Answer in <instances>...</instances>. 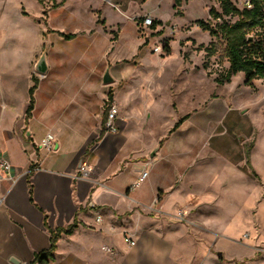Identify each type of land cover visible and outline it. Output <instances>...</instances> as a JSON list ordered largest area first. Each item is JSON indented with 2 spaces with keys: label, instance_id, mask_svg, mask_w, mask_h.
I'll list each match as a JSON object with an SVG mask.
<instances>
[{
  "label": "crops",
  "instance_id": "1",
  "mask_svg": "<svg viewBox=\"0 0 264 264\" xmlns=\"http://www.w3.org/2000/svg\"><path fill=\"white\" fill-rule=\"evenodd\" d=\"M150 1L110 0L114 8L104 0H35L34 15L21 4L10 12L0 4V154L12 177L0 179V264H264L259 242L233 235L226 222L195 219L220 209L227 170L242 176L237 168L249 165L258 174L252 158L261 135L234 130L233 122L217 133L219 123L246 108L188 95L158 76L170 43L168 55L154 54L158 45L149 49L155 69L142 66L151 34L172 30L160 13L163 0ZM145 15L154 30L139 27ZM42 54L46 72L39 75L34 67ZM109 98L119 109L115 134L103 131ZM47 134L51 153L41 148ZM210 154L221 165L212 183L199 185L197 175L212 168ZM201 207L206 212L194 211ZM73 222L72 233L60 234L55 250L35 260L49 249L50 232ZM199 232L206 236L195 239Z\"/></svg>",
  "mask_w": 264,
  "mask_h": 264
},
{
  "label": "rangeland",
  "instance_id": "2",
  "mask_svg": "<svg viewBox=\"0 0 264 264\" xmlns=\"http://www.w3.org/2000/svg\"><path fill=\"white\" fill-rule=\"evenodd\" d=\"M150 2L153 3V0ZM231 2L241 9L248 0H231ZM1 3L5 4L8 12L12 11L16 4H21L29 14L34 15L38 12L35 0H0ZM211 8L217 12L220 11L216 0H179V5L176 7L175 0H163L160 6V13L163 19L170 23L172 30L167 28V30L163 29V32L156 35L151 34L149 44L143 53L148 59L143 61L142 66L155 69L157 60L149 49L153 45L162 47L163 44L169 45L170 43L171 55L166 58L158 76L163 74L165 81L175 86L180 92L187 90L186 94L188 95L191 92H198L204 96L210 94L211 101L214 100V104L220 101L223 104H227L229 101L233 107L243 106L246 108L239 109L238 114L240 113L241 117L235 115L231 117L233 121L228 120L223 122V124L219 123L216 131L218 133L223 125L228 128L229 123L233 122L234 130L249 129L259 132L261 136L252 158L258 174L255 176L249 173V165H241L242 167L237 168V170L242 171V176L229 170L224 175L221 174V176L225 177V187L219 189V195L223 196L220 200V209L216 210L214 217L206 215L205 217H195V219L198 220L199 224L202 221L211 222L215 219L221 227L223 222H226L227 225L231 226L229 232L233 235H241L242 239L250 238L259 242L258 261H264V178H262L264 176V82L260 81L256 86L248 88L244 85V76L242 74L236 75L230 83L224 85H219L215 82L217 76L224 74L228 67V63L224 58V42L212 38L208 32L203 31L197 25V22L215 24V21H212L208 15V11ZM108 16L109 19L113 17L111 14ZM230 21H233V19ZM173 29L177 33L173 32ZM124 30L128 40L126 44H128L129 50L133 52L135 37L131 21H126ZM165 32L168 35H165ZM142 33L143 31L139 29L140 38ZM178 34L179 36H177ZM205 49L213 52L214 55L205 57ZM159 57L165 58L164 56ZM128 63L135 66L140 65L138 59H132ZM203 66H205L204 71L202 70ZM216 100L220 101L217 102ZM215 124L216 122H214ZM239 139L236 138V141ZM251 145H254V143H249L244 147L246 157ZM238 148L240 149V147ZM208 162L212 168L207 174L197 175L199 185L212 183L216 179L213 172L217 171L221 161L217 156L210 154ZM239 178H241L240 183ZM215 189H217V186H215ZM209 193L212 194V191ZM206 209L201 207L199 210L194 211L202 212L203 210V212H206L204 211ZM178 218L183 219V217ZM193 236L195 239L200 240L206 234L199 232L193 233Z\"/></svg>",
  "mask_w": 264,
  "mask_h": 264
},
{
  "label": "trees",
  "instance_id": "3",
  "mask_svg": "<svg viewBox=\"0 0 264 264\" xmlns=\"http://www.w3.org/2000/svg\"><path fill=\"white\" fill-rule=\"evenodd\" d=\"M219 12L211 8L208 11L209 18L215 21L210 23L197 22V25L209 33L212 38L224 42V58L228 63V68L224 74H220L215 79L219 85L229 83L231 78L239 73L245 77L244 85L253 87L254 81H264V0H248V4L241 9L231 0H216ZM179 5V0H175V7ZM233 19V21H230ZM154 28V23L152 25ZM69 40L71 36H62ZM165 54L170 53L168 45L163 44ZM205 57H212L213 52L205 49ZM205 70V66H203ZM37 82L33 80V85L29 89V106L26 117L30 116L33 107V94ZM110 99V98H109ZM180 122L175 125L177 128ZM31 171L29 172L30 176ZM31 197V189L29 190ZM76 227L75 222L62 229L58 228L51 233L50 246L47 251L34 256L35 260L46 258L55 250V243L60 234L70 235Z\"/></svg>",
  "mask_w": 264,
  "mask_h": 264
},
{
  "label": "built area",
  "instance_id": "4",
  "mask_svg": "<svg viewBox=\"0 0 264 264\" xmlns=\"http://www.w3.org/2000/svg\"><path fill=\"white\" fill-rule=\"evenodd\" d=\"M107 4L113 6L110 2V0H104ZM248 2H246L245 5H247ZM114 7V6H113ZM115 8V7H114ZM153 25V19L150 15H145L142 18L141 24L139 27L142 28H150ZM152 52L154 54H162L163 50L162 47L154 46L152 48ZM119 109L117 102L114 99L108 100L107 102V114H106V120L104 123L103 131L106 134H115L118 130V123H119ZM41 148L45 150L48 153L53 152L54 150V138L52 135L47 134L45 138L43 139L41 143ZM146 173L143 172L141 174V177L139 181L143 180L146 177ZM4 178L6 180H11V165L9 161L5 158L4 155L0 154V179ZM182 212H178V217H182ZM130 245H133V243L130 241Z\"/></svg>",
  "mask_w": 264,
  "mask_h": 264
},
{
  "label": "water",
  "instance_id": "5",
  "mask_svg": "<svg viewBox=\"0 0 264 264\" xmlns=\"http://www.w3.org/2000/svg\"><path fill=\"white\" fill-rule=\"evenodd\" d=\"M34 70L37 74L43 75L46 72V63H45V55L42 54L38 61L35 64ZM104 84H109L112 82L111 78L109 77L108 72H105L102 79ZM15 262L14 260H11ZM16 263V262H15Z\"/></svg>",
  "mask_w": 264,
  "mask_h": 264
}]
</instances>
